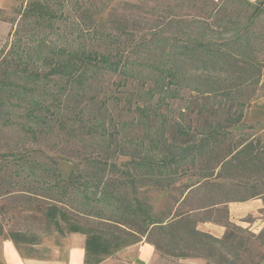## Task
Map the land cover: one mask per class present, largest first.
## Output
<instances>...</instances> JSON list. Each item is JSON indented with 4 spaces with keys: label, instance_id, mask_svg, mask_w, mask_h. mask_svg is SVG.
Returning a JSON list of instances; mask_svg holds the SVG:
<instances>
[{
    "label": "trees",
    "instance_id": "obj_1",
    "mask_svg": "<svg viewBox=\"0 0 264 264\" xmlns=\"http://www.w3.org/2000/svg\"><path fill=\"white\" fill-rule=\"evenodd\" d=\"M66 4L75 12L72 57L69 62L46 57V73L66 77L68 93L49 90L51 100L47 101L44 88L37 90L10 80V70L4 69L6 74L0 77V112H7L3 105L9 100L17 97L20 103L19 96L27 99L23 116L34 123L19 128L30 136L73 128V136L75 131L93 134L99 121V127L106 128L97 112L110 96L91 93L99 89L90 76L91 67L98 64L110 65L111 70L120 62L142 61L151 66L160 62L163 68L157 69L166 73L163 79L167 76V83L174 85L181 82L183 69L198 71L205 81L193 87L195 94L202 97L220 92L233 101L235 110L224 111L216 120H204L196 132L176 125L184 136L199 135L197 141L185 145L170 144L163 114L156 148L133 145V136L118 142L117 133L106 131L100 144L103 151L81 155L66 177L61 176L59 162L53 156L31 155L23 148L1 150L0 198L16 194L14 201L46 222L51 234H84V264H99L143 236L156 249H160L162 240L184 239L195 252L191 256L204 257L206 264H242L238 248L243 241L238 238L230 247L235 238L232 230L217 237L196 224L209 221L208 215L217 206L253 197L264 199V141L253 133L235 137L228 129L242 125L243 103L236 89L221 85L232 77L241 83L260 82L264 59L257 53L261 51L259 23L264 0H28L20 15L46 25L64 17L59 7ZM213 77H218L217 82ZM67 106L72 108L71 122L82 127L68 125L64 115ZM138 109L145 126H149L147 121L156 117L155 111L147 103ZM254 111L264 112V100L254 104ZM182 176L192 181L183 185L176 200H197L187 210L159 215L138 194L141 184L165 190ZM97 191L99 196H94ZM100 201L110 210L106 217ZM199 211H205L207 217L200 216ZM6 213L2 205L0 214L5 217ZM223 225L228 227L230 223L226 220ZM6 235L23 259L47 258L38 252L36 246L42 239L37 233L11 229ZM177 255L186 257L190 253L181 251ZM213 258L215 263L211 262Z\"/></svg>",
    "mask_w": 264,
    "mask_h": 264
},
{
    "label": "rangeland",
    "instance_id": "obj_2",
    "mask_svg": "<svg viewBox=\"0 0 264 264\" xmlns=\"http://www.w3.org/2000/svg\"><path fill=\"white\" fill-rule=\"evenodd\" d=\"M27 1L0 0V77L6 74L3 72L4 69L10 70V80L24 82L27 86L36 87L37 90L44 88L46 91L43 96L47 101H50L51 97L47 91L53 89L56 93L63 94V92L68 93L70 89L66 77L46 73L48 70L46 57L70 61L75 45L72 31L75 12L66 4L65 7H59V10L61 9L64 14L63 18L54 19L52 23L46 25H39L30 18L20 15ZM56 3L54 1L55 5ZM259 26L262 31V41L261 51L257 55L264 59V14ZM98 48L102 50L101 47ZM109 66L93 65L91 67L93 74L90 75L93 78L91 81H95L99 86V89L91 91V93L99 94L103 98L110 96L108 102L105 105H100L97 112L103 117L105 129L99 127L101 123L99 121L93 134L75 131L77 133L73 136V128L69 132L64 129H54V132H43L32 137L28 132L19 128H26L25 123H28L29 127L34 123L30 118L27 119L23 116L27 99L19 96L20 103H18L17 97L9 100L3 105L7 112H0V152L1 150L12 151L23 148L31 155L53 156L59 162L61 176L66 177L81 155L103 151L100 144L103 143L102 136L106 131L117 133L115 137L118 142H123V137L133 136L136 139L134 142L132 139L133 145L139 148L155 147V137L156 134H159V127L162 123L161 115L163 114L170 144L172 146L185 145L186 142L197 141L199 135L195 133L192 137L184 136L176 130V125L189 132H196L204 120H216L223 117L224 111L229 109L233 112L235 110L233 101L224 98L220 92L212 91L202 97L195 94L193 87L205 81L198 71L183 69L185 72L180 77L181 82L174 85L167 83V76L166 80L163 79L166 73L163 69H157L159 66L163 68V64L160 62L153 66L146 65L142 61L125 64L120 62L117 68L111 70H108ZM222 78L223 76H221ZM212 80L217 82L218 77H213ZM213 84L215 85V83ZM221 85L236 89L235 94L243 103L244 118L240 123L242 125L228 129L232 130L235 137L253 133L264 141V112L254 111V104L264 100V74L258 84L241 83L232 77ZM114 96L116 97L113 98ZM204 102H207L205 110L200 113L199 109L202 108ZM142 103L149 104L151 110L156 113V117L147 121L150 127L145 126V120L139 114L138 108ZM71 109L68 106L64 109L68 125L82 127L71 122L69 117ZM86 124L89 125L90 122L87 121ZM249 124L253 127H247ZM190 181L192 179L188 176H182L174 181L172 187L165 190L141 184L138 186V194L149 201L153 205V211L159 215H166L170 210L172 212L180 209L187 210L196 205L195 201L197 200L186 199L178 202L176 199H179L183 185ZM94 194V196H99L98 191ZM14 195L16 194H10L5 199L0 198V211L2 205L7 210L5 217L0 214V223L4 226V233L0 234V246L2 241L9 240L6 235L7 230L15 229L37 233L42 239L41 243L36 246L38 252L47 256L40 260L53 264H65L70 245L83 239L84 234L68 233L66 236H61L58 233H49L46 222L37 219L31 211L24 209L25 205L15 202ZM101 203L105 210L103 217H106L105 215L110 210L108 211V206L105 203ZM212 209L217 210H213L208 215L211 217L209 223L197 222L196 227L214 229L215 225L225 227L223 222L229 221L230 225L223 228V233L219 236L223 237L228 230H232L235 238L230 247L237 244L238 238L243 241V246L238 248L239 255H241L240 262L242 264H264V234H262L264 232V207L257 208L251 198L244 202H228L226 205ZM198 214L207 217L205 211H199ZM213 232L216 231L213 230ZM140 242H146L145 236L139 242L125 246L108 257L109 260L105 264H131L133 261L134 264H141L135 258V249ZM160 243V249L155 248L154 250L151 264H206L204 257L191 256L195 255L193 254L195 252L184 239H179L176 242L165 239ZM238 249L232 251H238ZM181 251L189 252L190 255L179 257L177 254ZM21 259L23 258L21 257ZM26 259L34 258L26 257L23 260ZM215 261L214 258L211 259L212 263ZM0 264H6L1 256Z\"/></svg>",
    "mask_w": 264,
    "mask_h": 264
},
{
    "label": "crops",
    "instance_id": "obj_3",
    "mask_svg": "<svg viewBox=\"0 0 264 264\" xmlns=\"http://www.w3.org/2000/svg\"><path fill=\"white\" fill-rule=\"evenodd\" d=\"M244 202V201H239ZM253 203L256 205L257 208L264 207V199L260 197H253ZM206 223H209L208 221H205ZM214 229L207 228V229H201L202 231L210 232L214 236L220 237L219 235L223 233V226H214ZM216 231V232H213ZM83 239L80 241L70 245L71 247L68 250L67 255V262L65 264H84V246H83ZM0 256L3 262H6V264H53L49 263L45 260H35V259H21L17 249L14 247V244L12 240L2 241V244L0 246ZM155 247L154 245L148 243V242H140L139 245H137L135 249V258L140 261L141 264H151L153 260V254H154ZM109 260L106 258L99 264H105ZM56 264V263H54ZM62 264V263H59ZM134 264V261L131 263Z\"/></svg>",
    "mask_w": 264,
    "mask_h": 264
}]
</instances>
